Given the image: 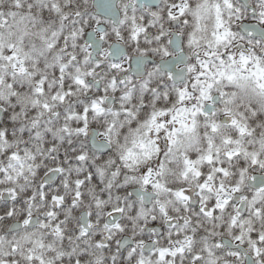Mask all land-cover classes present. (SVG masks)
Listing matches in <instances>:
<instances>
[{"label": "snow or ice", "instance_id": "obj_1", "mask_svg": "<svg viewBox=\"0 0 264 264\" xmlns=\"http://www.w3.org/2000/svg\"><path fill=\"white\" fill-rule=\"evenodd\" d=\"M0 264H264V0H0Z\"/></svg>", "mask_w": 264, "mask_h": 264}]
</instances>
